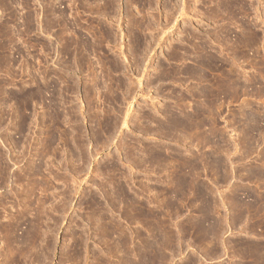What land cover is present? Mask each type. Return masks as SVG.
Listing matches in <instances>:
<instances>
[{"label":"rangeland","instance_id":"374dc122","mask_svg":"<svg viewBox=\"0 0 264 264\" xmlns=\"http://www.w3.org/2000/svg\"><path fill=\"white\" fill-rule=\"evenodd\" d=\"M241 3L0 0V264L10 218L15 264H264V0Z\"/></svg>","mask_w":264,"mask_h":264},{"label":"bare ground","instance_id":"6f19581e","mask_svg":"<svg viewBox=\"0 0 264 264\" xmlns=\"http://www.w3.org/2000/svg\"><path fill=\"white\" fill-rule=\"evenodd\" d=\"M28 1L29 0H24L25 8L28 7ZM217 2L219 3L217 6L219 8L222 7L223 8L222 10L225 11V13L232 15V18H235L236 15H240L245 10V4H242L241 0H217ZM26 11L28 12V10H26ZM180 14L182 15V10H181ZM242 29L244 31H246V32L252 31V29L250 28L249 22H244L242 24ZM253 40H255V38H253ZM200 49L204 50L202 47ZM209 68L210 67H208V69ZM209 70H211V69H209ZM214 70H216V69L214 68L212 71H214ZM202 76L203 75L201 73L197 75V78H198L199 81H201V79L205 80V77H202ZM216 78H217V76H216ZM214 96H215V94H214ZM202 120L203 119H201V122H200L199 125H198V123H195V124L191 123L190 124L191 117H188V118L185 119V121H186L185 124H188L187 127L188 128L190 127L192 129V126L194 127V126L198 125L197 127H200V125L202 123ZM191 129H188V130L191 131ZM4 230L6 232L5 257H4L5 258V263L4 264H15L16 263V259H15V244H14V236H13L14 226H13V219L12 218L9 219V221H8V223H7V225H6ZM0 244H1V242H0Z\"/></svg>","mask_w":264,"mask_h":264}]
</instances>
